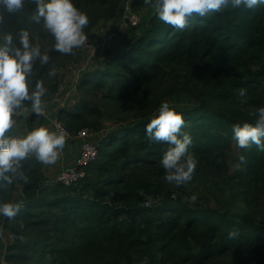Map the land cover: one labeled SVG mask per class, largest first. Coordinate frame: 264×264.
Segmentation results:
<instances>
[{"label":"trees","instance_id":"16d2710c","mask_svg":"<svg viewBox=\"0 0 264 264\" xmlns=\"http://www.w3.org/2000/svg\"><path fill=\"white\" fill-rule=\"evenodd\" d=\"M144 5L58 112L68 137L101 134L84 178L54 182L0 141L7 264H264V0H0V129L7 108L57 91L101 21ZM179 93L189 105L166 106ZM190 180L221 207L179 195Z\"/></svg>","mask_w":264,"mask_h":264},{"label":"rangeland","instance_id":"374dc122","mask_svg":"<svg viewBox=\"0 0 264 264\" xmlns=\"http://www.w3.org/2000/svg\"><path fill=\"white\" fill-rule=\"evenodd\" d=\"M128 8L127 6V11L123 15V23L120 17L101 21L94 29V33L99 36V39L93 41L88 39L78 46L76 52L60 70L56 92L45 90L37 99L33 100L31 106L26 107L21 102L22 104L20 103L21 105L14 109L15 114L6 116L8 125L5 124V128L1 127L0 129V141L14 139L20 142L30 155L42 161L46 176L54 182H57V176L61 170L76 166L81 154L82 139L67 138L60 134L56 127V124L61 122L57 118L59 110L72 107L77 100L76 96L74 97L76 92L74 84L79 74L86 68L93 69L98 66L102 62L98 59L99 54H105L108 50L113 52L121 47L124 38L131 34L130 25L138 26L142 22H146L154 13V7L150 5H144L135 11ZM132 21H137V23L134 24ZM172 98L167 101L166 106H188L191 99L185 93L176 94ZM34 113L37 114V118L31 127L28 124V119ZM105 123L107 126L112 125L110 121H105ZM100 136V133L91 131L90 140L97 141ZM236 154L238 155V151L235 152ZM186 185L188 191L179 192V195L190 201L191 204H199L202 208H206L207 204L214 208L221 207L218 200L209 195L206 186L193 180L187 182ZM148 201L151 206L155 199L150 198L146 202ZM12 241L13 239L7 231L0 233V264H7L5 254Z\"/></svg>","mask_w":264,"mask_h":264},{"label":"built area","instance_id":"2783aa9c","mask_svg":"<svg viewBox=\"0 0 264 264\" xmlns=\"http://www.w3.org/2000/svg\"><path fill=\"white\" fill-rule=\"evenodd\" d=\"M132 22L134 24L137 23V21ZM15 113L16 111L14 110V108H7L5 111V117L9 114L12 115ZM5 124L8 125L6 121L4 123V126H6ZM56 127L58 132L63 136L68 137L70 135L66 127L61 122L56 124ZM79 138L82 139L83 144L81 147V154L76 162L77 164L76 166L61 170V172L57 176V181L60 183L71 185L84 178L86 176L85 167L96 160L99 155L98 144L90 140L91 131L88 128H84L79 132ZM146 205L149 206L150 202H146Z\"/></svg>","mask_w":264,"mask_h":264}]
</instances>
